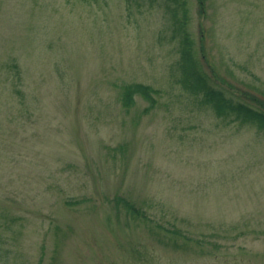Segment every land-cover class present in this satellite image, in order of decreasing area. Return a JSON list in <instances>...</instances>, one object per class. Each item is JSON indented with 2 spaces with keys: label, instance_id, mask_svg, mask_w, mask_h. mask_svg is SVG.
<instances>
[{
  "label": "rangeland",
  "instance_id": "obj_1",
  "mask_svg": "<svg viewBox=\"0 0 264 264\" xmlns=\"http://www.w3.org/2000/svg\"><path fill=\"white\" fill-rule=\"evenodd\" d=\"M174 5L0 0V264H264V126L180 85ZM186 5L211 83L264 111V0Z\"/></svg>",
  "mask_w": 264,
  "mask_h": 264
},
{
  "label": "trees",
  "instance_id": "obj_2",
  "mask_svg": "<svg viewBox=\"0 0 264 264\" xmlns=\"http://www.w3.org/2000/svg\"><path fill=\"white\" fill-rule=\"evenodd\" d=\"M173 1L175 5L170 7V18L174 33L179 35V57L176 65L177 80L180 85L191 94L201 95L202 102L211 107L218 116L231 117L244 124L255 123L258 126H264L263 110L243 101L233 100L226 96L221 88L211 83L196 57L194 41L186 28L188 20L186 0ZM199 1L203 3V0ZM200 10L204 11L202 5H200ZM158 92L157 88L142 82H122L118 85L117 98L128 109L135 103L136 96H140L148 102L147 109L155 105V95ZM124 202L132 209L135 208L129 201L124 200Z\"/></svg>",
  "mask_w": 264,
  "mask_h": 264
}]
</instances>
